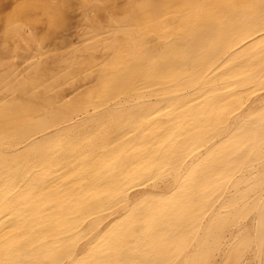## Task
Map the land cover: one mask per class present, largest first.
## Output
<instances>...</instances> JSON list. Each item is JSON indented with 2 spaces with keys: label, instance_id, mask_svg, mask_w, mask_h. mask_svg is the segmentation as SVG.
Here are the masks:
<instances>
[{
  "label": "bare ground",
  "instance_id": "bare-ground-1",
  "mask_svg": "<svg viewBox=\"0 0 264 264\" xmlns=\"http://www.w3.org/2000/svg\"><path fill=\"white\" fill-rule=\"evenodd\" d=\"M140 1L0 45V264H264V0Z\"/></svg>",
  "mask_w": 264,
  "mask_h": 264
},
{
  "label": "rangeland",
  "instance_id": "rangeland-1",
  "mask_svg": "<svg viewBox=\"0 0 264 264\" xmlns=\"http://www.w3.org/2000/svg\"><path fill=\"white\" fill-rule=\"evenodd\" d=\"M63 1H65V3H63ZM68 1H69V3H66L67 0H62V1L61 0H57V1H54V0L53 1H51V0L50 1L49 0H0V30L3 32V38L0 39V45L13 42V39L15 37L11 36V32L13 30H15L13 28V23H15V22L26 23V24H29L31 26L35 25V24L41 25L43 23L45 25L47 22H49L50 18L51 19L56 18V16L60 15V14L66 15V18L65 17L64 18H65V20L69 21L71 18L69 15L71 14V12L73 10H75L77 7H79L80 5L85 7L87 12L89 11L90 16H92V18H94V17H96V14H94L95 9L102 10V14H104V15L106 13L114 14V5L117 7L118 6L119 7H125L131 3L134 4L136 2H139L140 0H131V2H130V0H116V1L115 0H112V1L111 0H105V1L103 0L104 4L102 3L103 2L102 0L101 1L100 0H96V1L95 0H93V1L92 0H76V1L68 0ZM107 3H110V4L108 5ZM87 4L89 5L88 7H87ZM54 5H56L57 9H55ZM51 7H52V9H51ZM64 22L65 21L63 20V22H61V24ZM8 24H10V26H8ZM11 24H12V26H11ZM6 28H7V30L5 31ZM8 28H11V29H8ZM19 30H20V28H16L15 31H19ZM17 35H16V37H17ZM12 75L15 77V73H12ZM99 75L104 76V72H102V71L99 72ZM22 86L25 87L24 84H22Z\"/></svg>",
  "mask_w": 264,
  "mask_h": 264
}]
</instances>
